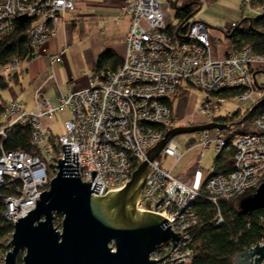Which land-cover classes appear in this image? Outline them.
I'll return each mask as SVG.
<instances>
[{
    "label": "built area",
    "instance_id": "1",
    "mask_svg": "<svg viewBox=\"0 0 264 264\" xmlns=\"http://www.w3.org/2000/svg\"><path fill=\"white\" fill-rule=\"evenodd\" d=\"M81 1L0 0V38L14 29L19 17L31 19L28 36L34 55L30 61L35 60L39 49L65 22L66 14L76 10ZM245 1L251 14L264 16V4L255 6L253 0ZM121 11V16L130 21L122 64L116 69L96 71L86 88L60 93L58 105L46 96L47 84L57 82L55 72H48L43 81L36 82L30 78L22 57L13 56L0 64V88L13 90V86H19L26 90L33 86L35 105L29 108L27 101L17 95L0 100V190L4 215L13 224L33 210L38 196L49 189L59 172L58 160L65 159L63 144H71V163L64 165H72L73 153L78 152L80 178L93 182L92 189L96 182L102 184L99 193L93 194L105 196L123 189L133 171L147 159L148 151L169 130L181 125L174 108L166 102L180 88H197L204 93L199 110L209 122L218 108L214 94L241 88L243 92L236 96L239 101H264V82L259 77L264 73V53H257L250 45L236 48L234 44V51L226 57H213L210 27L199 19L190 25L187 41H174L160 0H124ZM62 53L51 55V64ZM63 109H69L66 134L43 126L42 118H51ZM254 125L251 133L234 134V127H225L190 134L191 142L199 148L198 170L203 168L206 150L213 148L217 154L232 148L235 151L233 170L216 173L214 163L202 188L182 182L163 165L162 156L182 157L177 138L170 140L161 156L150 162L137 209L165 216L171 221V229L181 233L174 250L170 240L151 254V259H161L170 252L171 257L156 264H189L193 260L194 229L204 222L196 207L198 200L204 198L211 203V222L220 225L221 199L254 193L260 186L264 177V112L256 117ZM17 126L30 127L31 145L39 150L38 154L21 147L6 148L10 133ZM229 135L234 136L231 142ZM92 170H97L94 181ZM263 243L264 239L260 244ZM7 252L0 248V264H5Z\"/></svg>",
    "mask_w": 264,
    "mask_h": 264
},
{
    "label": "water",
    "instance_id": "2",
    "mask_svg": "<svg viewBox=\"0 0 264 264\" xmlns=\"http://www.w3.org/2000/svg\"><path fill=\"white\" fill-rule=\"evenodd\" d=\"M27 20L19 17L20 22ZM264 101H261L263 103ZM217 121L180 125L169 130L164 138L148 151V157L133 171L126 186L105 196L99 193L100 183L84 182L80 178L79 153L71 144H63L65 159H59L58 174L49 189L37 198L36 207L13 225L12 238L7 246L5 264H156L151 254L162 243H180L181 233L171 229L165 216L137 209L150 162L161 156L166 144L182 134L205 130L225 129ZM97 170H92L93 181ZM242 212L264 208V181L257 190L240 202ZM57 215H63L62 231L54 225ZM116 249V251H114ZM171 250V251H172ZM264 243H257L237 254L234 264H263Z\"/></svg>",
    "mask_w": 264,
    "mask_h": 264
},
{
    "label": "trees",
    "instance_id": "3",
    "mask_svg": "<svg viewBox=\"0 0 264 264\" xmlns=\"http://www.w3.org/2000/svg\"><path fill=\"white\" fill-rule=\"evenodd\" d=\"M175 11L174 24L168 27V32L174 41H187L188 30L197 19L196 14L201 10V1L193 0L184 5L177 1H170ZM255 6L264 4V0H253ZM32 20L17 21L14 29L0 38V64L6 63L13 56H20L25 61H30L34 55V49L29 43L28 30ZM229 35V34H228ZM230 37L236 48L250 45L257 53H264V16L255 17L254 14L242 17L230 30ZM113 50H106L100 54L97 60V71L102 69H116L122 64ZM192 89L180 88L172 98L166 102L173 107L176 99L186 95ZM243 89H230L221 94H214L222 98H236ZM219 102V101H218ZM2 107V106H1ZM264 112V102L252 104L245 112L239 110L228 116L216 117L214 121L226 125V128H235L234 134L251 133L255 131L254 120ZM241 113V115H240ZM233 135L228 136L229 142ZM21 147L29 153L38 154L39 150L31 145V129L29 126L15 127L6 143L7 149ZM234 149L218 154L215 163L216 173L230 172L234 168ZM264 181V177L262 182ZM253 193H244L229 199H221L223 222L215 225L211 222L214 215L213 206L204 198L198 200L196 207L204 216V222L194 229L196 239V254L189 264H234L238 253L246 248L260 243L264 239V208L253 212H242L240 202L246 196ZM5 204L0 190V248L5 249L3 240L12 235L14 225L6 219ZM22 263L19 255L18 264Z\"/></svg>",
    "mask_w": 264,
    "mask_h": 264
},
{
    "label": "crops",
    "instance_id": "4",
    "mask_svg": "<svg viewBox=\"0 0 264 264\" xmlns=\"http://www.w3.org/2000/svg\"><path fill=\"white\" fill-rule=\"evenodd\" d=\"M123 1L82 0L76 10L69 11L66 14V20L57 27L56 34L39 49V56L34 60L32 66L28 67V74L31 79L41 82L48 72L56 73L57 82H49L46 88V96L53 105L59 104L60 93L67 94L71 89L79 90L89 86L90 76L97 71V60L104 51L113 50L123 60L127 52L125 35L130 22L128 17L121 16ZM176 1L179 5H184L193 0ZM203 1H201V8ZM206 1L212 2V0ZM242 2L241 16L244 17V8L247 4L245 0H242ZM162 4L166 24H174L175 15L171 9L172 6ZM237 22L232 21V23L222 27L212 26L206 22L211 31V54L213 57H226L234 51L230 30ZM60 52L63 53L60 55L59 60L51 64L50 56ZM86 72H88V75ZM262 74L263 72L259 74V77L264 82V79H261ZM29 88H31V95L29 98L24 99L27 101L29 108H35L33 86ZM51 92L55 100L50 96ZM190 92L176 99L173 103L174 112L180 119V124L189 125L209 122L208 117L199 110L204 93L201 100L197 96L195 102L192 103L188 96ZM214 98L217 102L221 99L219 96ZM198 100H200L199 106ZM238 110L243 113L241 109ZM221 111L222 105L218 102L214 118L232 114L230 111L224 114ZM191 139L192 136L190 135L184 137L182 141L177 139L181 144V158L175 159L163 156L161 161L182 182L196 188H202L213 166L205 168L202 165V170H198L199 148L193 144V141L191 142Z\"/></svg>",
    "mask_w": 264,
    "mask_h": 264
},
{
    "label": "rangeland",
    "instance_id": "5",
    "mask_svg": "<svg viewBox=\"0 0 264 264\" xmlns=\"http://www.w3.org/2000/svg\"><path fill=\"white\" fill-rule=\"evenodd\" d=\"M160 1L164 4L170 5L171 7L170 1H176V0H160ZM242 4H243L242 0H212L211 3L204 0L201 10L196 14L195 18L203 19L212 26L222 27L229 23H232V21H239L242 18L241 16ZM171 9L173 10V14L175 15L174 9L172 7ZM244 9H245L244 17L251 15V8L248 4ZM254 15L255 17H257L256 14ZM33 62L34 60L29 62L26 61L24 65L25 67H31ZM261 79H264V73L262 74ZM30 91L31 88L22 90L21 87L19 86H13V90L0 88V100L1 99L10 100L12 99V97H14V95L26 99V97L29 98V96L31 95ZM202 95L203 92L200 89L195 88L192 90V92H190L188 96H189V100H191L192 103H194L196 97L198 96L199 99L201 100ZM50 96H52V98L54 99L52 92L50 93ZM200 100H198V106ZM219 103L222 105L221 113L223 114L228 113L229 111L231 113H234L235 111H238V109H241L243 112H245L248 109V106L250 107L252 105L251 101L242 103L236 98H222L219 100ZM68 115H69V109H63L53 117L42 118L41 121L44 127H50L55 133L66 134L67 130L65 127V121L67 120ZM189 135L190 134H182L177 136L176 138L182 141L184 137L186 138ZM217 155L218 154L215 152L213 148L206 150L203 156L202 165L205 168L212 167L213 164L215 163V159ZM63 218H64L63 215H59L58 218L55 217L54 219L55 227L61 231H62ZM11 238L12 235L9 236L8 238H5L3 240V245L7 246L8 243H10ZM2 250L9 252L11 250V247L7 246L5 249L2 248ZM114 251H116V249H114ZM20 256L22 258V254H20ZM21 264H23V262Z\"/></svg>",
    "mask_w": 264,
    "mask_h": 264
}]
</instances>
